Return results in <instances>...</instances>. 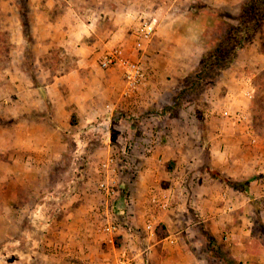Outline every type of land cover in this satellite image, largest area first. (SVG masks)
Masks as SVG:
<instances>
[{
  "label": "rangeland",
  "instance_id": "obj_1",
  "mask_svg": "<svg viewBox=\"0 0 264 264\" xmlns=\"http://www.w3.org/2000/svg\"><path fill=\"white\" fill-rule=\"evenodd\" d=\"M89 1L98 0H0L2 187L3 163L8 161L13 165L10 187L14 193L21 194L24 188L42 197L55 195L43 201H49L50 210L41 215L45 221L62 217L57 207L75 204L81 209L72 220L76 223L87 220L99 234L88 237L112 238L116 247L127 249L129 254L140 250V257H146L147 264H152L150 261L155 257L179 253L198 264H224L228 256L237 257L229 250L224 236L227 231L217 238L210 233L209 223L202 222L198 208L201 203L194 201L196 179L214 169L224 175L241 173L247 175V180L237 179L242 185L237 188H245L247 192L241 193L242 197L231 192L229 197L218 198L220 211L215 213L222 218L228 216L230 225L236 228L239 218H247L245 222L248 221L252 233L246 249L253 256L251 261L264 264V196L257 194L264 159V22L228 69L216 75L214 62L209 61L204 72L197 75L202 56L216 44V39H222L238 26L241 7L250 0L178 1L180 10L174 11L173 19H181L183 15L204 18L199 19V31L189 28L182 36L176 31L181 38H175L174 43L154 36L157 27L164 24L162 12L173 11L166 7L168 0H121L125 10L120 13L132 14L141 9L144 15L137 25L123 24L114 37L107 38L110 46L97 35L108 29L106 22L84 38L73 36L63 22H58L63 28L54 24L59 19L67 20V5L74 2L85 5ZM110 1L115 5V0ZM92 5L94 8L95 4ZM77 10L80 16H85L82 9ZM144 23L153 26L149 38L139 30ZM178 23L184 27L182 21ZM163 32L174 33V29L167 25ZM65 43L75 50V44L84 43L93 45V49L84 46L87 52L78 56L66 52ZM115 49H120L130 61H139L145 69V80L134 91L127 90L121 68L101 65ZM78 57L89 63L88 68L76 70ZM64 74H72L70 82L76 87V95L70 96L74 101L66 99L69 92L64 85L57 87L58 93L53 96L50 84ZM103 81L115 85L112 91L109 86L99 85ZM149 81L152 83L147 87ZM87 87L98 92L93 101L85 102L82 98L81 92ZM253 87L254 98L249 106L252 113H244L245 97ZM26 118L43 119L47 125L58 127L60 140L67 145L55 159L25 150ZM4 131H9L11 138ZM154 140L165 144L167 149L160 151L162 165L157 162L152 168L146 159L156 152L150 147ZM21 160L34 170L30 172L32 176L24 174L23 184H16L21 176L15 169L20 167ZM237 160L241 162L233 164ZM173 164L181 167L185 183L171 184L164 177V170ZM150 168L156 173L155 181H150ZM242 181H247L249 188ZM102 182L112 184L118 195H107L100 186ZM232 201L236 202L234 206ZM243 203L245 206L239 209ZM229 206L231 210L227 209ZM107 222L114 223L117 231L104 233L102 228ZM33 224L29 218L21 227L27 229ZM155 231L163 237L158 245H154L159 241ZM207 235L220 247L215 252L216 259L210 261ZM173 240H178V244L171 251L169 246L175 245L169 242ZM164 241L169 244L166 246Z\"/></svg>",
  "mask_w": 264,
  "mask_h": 264
},
{
  "label": "crops",
  "instance_id": "obj_2",
  "mask_svg": "<svg viewBox=\"0 0 264 264\" xmlns=\"http://www.w3.org/2000/svg\"><path fill=\"white\" fill-rule=\"evenodd\" d=\"M178 1L180 2L181 0L167 1L168 5H166V7H168L169 9H173V11H168L165 13L162 12L161 22H163L164 24L161 26V28L159 27L160 29L157 27V31L154 36L174 43V39L178 37L180 40L181 37L179 36H182V33H187L189 28L192 29L195 27L196 31H199L200 28L197 29L199 25V19L204 18L203 16H198L194 19L188 17L187 15L181 16V19H173V17H171L173 13H175L174 11L180 10V6L177 5ZM123 2L124 1L121 0H115V5H111L110 0H98L97 2L89 1L88 3H85V5H81L78 3L76 4L74 2L72 3V6L67 5V7H65L68 16V18L66 17L67 20L64 21L63 19H59L54 24H57L59 27L63 28L61 24H58V22H63L64 25H68L67 30L73 31V36L84 38L85 36L94 33L97 25L102 22H106L108 29L105 32L99 31L97 35L104 39L106 46H110L111 43L109 45L108 43H106L107 38L114 37L117 31L120 30L119 28L123 26V24H131L133 26L134 24L137 25L139 19L144 15V11L142 12L141 9L135 10L132 14H129L128 12L120 13V11L125 10L123 9ZM92 4H95L94 8H91L93 6ZM115 6L118 7L119 11L117 9H114ZM77 9H82L85 16H80L81 14L79 15L80 12ZM139 14L142 15L139 16ZM178 20L183 22L184 27L178 23ZM76 22L79 24L78 29ZM175 22H177V25H175L177 27H174ZM73 23H75L76 26L72 27ZM167 25L169 27L171 26L172 29H174V33L163 32V29L167 28ZM83 32H86V35H84ZM175 32L179 36H177ZM70 37L72 38V36L69 34V38ZM66 44L67 43L63 45L66 52L69 51L71 53L77 54L78 56L80 54H83L84 56L87 52V48H84V46L93 49V45L88 46L85 45V43L78 44V46L75 44V46L77 47L76 50L73 49L72 46L68 47V45ZM88 65L89 63H86L81 57H78L76 70L79 71L80 69L78 68L80 67L88 68ZM70 78H72V74H64L56 77L55 80L51 82L50 85L54 92L53 96L56 95V92L58 93L57 87L61 88L64 85L66 87V91L69 92V94H66V99L74 101L71 96H74V94L76 95V93H74L76 87L74 84H71ZM151 83L152 82L149 81L147 87H149ZM99 85L105 87L109 86V91H112L111 88L115 86L110 81H103V84L99 82ZM161 90H163V87H161ZM96 93L98 92L93 91L91 87H87L83 90V92H81V95H83L82 98H84L86 102L93 101L94 97L97 96ZM247 95L248 96L245 97V109H243V112L246 113V111H248L247 113H252L249 106L252 104V100L254 98V87L252 88V91L247 92ZM79 99L80 98H76L77 101ZM133 99L136 98L134 97ZM137 102L138 101L136 100L135 103ZM57 116L59 117V113H57ZM25 121L27 131V134L25 136V145L28 146L27 148H25V150H27V152H30V150L37 151L39 154H42L49 160L55 159L58 155L57 153L60 150H63L67 145V143H65L63 140H60L61 134L58 127L47 125V122L43 119L32 121L31 119L26 118ZM10 130L11 129H9V131ZM9 131L4 132L5 134L7 133V135H9V137L11 138V134H9ZM134 133L135 129L133 130V134ZM10 140L11 139H9V147H11ZM136 144L138 145V143ZM150 144L151 149H155L156 152H154L153 154L151 153V157L146 160L147 163H151L152 168H154V165H156L157 162L162 165L163 159L160 157V151L167 149V146H165V144L161 142H158L157 140H154L153 143ZM22 146L24 148L23 144ZM9 158L12 159V156ZM146 160L144 163H142V165L146 164ZM261 161L263 162V165H260L261 169L259 172L263 175L259 179L260 189L257 194H259V196H264V159ZM240 162L241 160H237V162H234L233 164H239ZM3 164V187L1 185L0 177V225L1 223H3V225L0 226V263L112 264L115 261L118 253L123 248L119 249V247H116L114 239H102L97 237L99 236V234L95 232L96 229L93 227L94 224L89 223L87 220L82 223H76L74 220H72L74 213L81 209V207H75V204L71 207H69V205H66L63 208L57 207V210L62 213V217L55 218L54 220L52 219L51 221H45V219L42 218L41 215L47 214L50 210L48 209L47 205L49 201H46L45 203H43V201L54 198L55 195L51 193V195L42 197L39 194H32L29 191H25L24 188L22 189L21 194L14 193L12 191V187H10V185L12 184V175L10 173L13 170V165L8 161H4ZM173 165L174 166L171 170H164V177L171 184L176 185L178 183H185L184 178L186 177V175L180 173L181 167L179 165ZM30 168L31 167L24 163V160H21L20 167L15 169V171H20L17 174H19V177L21 176L16 184H23L21 180L25 177L24 174H29V176H32L30 172H32L34 169L30 170ZM149 170L150 181H155L157 179L155 178L156 173L154 171H151V168ZM222 172L223 171H221V174H223ZM231 173L225 176L232 182H237V179L238 181L247 180V175L241 176V173ZM176 174L178 175V177ZM43 176L44 175L41 173L40 178L44 181L45 179ZM177 180L179 182H177ZM242 182L246 183L247 181ZM245 186L249 188L248 183H246ZM231 192H238L240 193L239 196L241 197V193H244L240 190H236L228 186L218 179L211 178L209 174H204L203 176H199L196 179L194 201H198V203H201L202 207L198 206V208H200L201 211L200 215L202 218V222L209 223L208 227L210 229V233L216 235L217 238H219L221 235H223V232L227 231L225 232L224 236L226 241H228L229 250L232 252L233 256H236L243 262H250L253 259V256L247 251L246 247L251 239L250 236L252 232H250L251 230L249 228L248 221L245 222L247 218L245 216L239 218L240 223L237 224L238 228H236V226L230 225L228 216L222 218L215 213L220 211L219 204H216L218 198H224L226 195L229 197ZM38 198H40L39 202L37 200ZM72 198H74V196ZM235 203V201H232L231 206H234ZM241 206L244 207L245 203L239 205V209L241 208ZM227 209L231 210V207L229 206ZM233 209H236V207H233ZM52 212L54 213L53 210H51V213ZM243 212H245V208H243ZM31 215H34V217L32 218ZM29 218L30 221L34 222L32 226L27 227V229L32 230V232L30 233L27 232L26 228L21 227V225L25 223ZM262 221L264 224V217H262ZM230 226L232 227L230 228ZM87 230L88 232L90 231V233H88ZM91 234L97 236H95V238L88 237ZM160 243L161 240L157 241L154 245H158ZM169 243L170 245H175L173 247L169 246L171 251H173L174 248L177 247L178 240L176 242L173 240L172 243ZM169 243L164 241V244L166 246ZM154 245H152L151 247H155ZM129 252L130 251H128V253ZM140 254V250H136V252L131 253L130 255L135 258L136 264H147V258L145 257V259H143L142 257H140ZM150 263L198 264L197 261L194 262L186 254L182 253H179L177 255L164 254L163 256H159L158 258L155 257V259H153L152 262L150 261Z\"/></svg>",
  "mask_w": 264,
  "mask_h": 264
},
{
  "label": "trees",
  "instance_id": "obj_3",
  "mask_svg": "<svg viewBox=\"0 0 264 264\" xmlns=\"http://www.w3.org/2000/svg\"><path fill=\"white\" fill-rule=\"evenodd\" d=\"M237 21L239 23L238 26L232 28V30L222 39H216V44L212 45L211 49L202 56L201 69L197 72V75L204 72L209 61L214 62L216 75H218L228 69L237 59L239 53L250 45L264 22V0H250L249 2L244 3L241 7ZM171 169L172 165L168 170ZM209 175L211 178L218 179L236 190L247 192V189L245 188H237L240 183L230 181L225 175L219 173L216 169L212 170ZM157 232L159 231H155V236H158ZM207 236L209 239L207 245L209 247L207 250V257L210 261L216 259L215 252L217 253L220 247L217 243L215 244V241L210 235ZM162 238L163 237L158 236L159 240ZM225 260V262H223L224 264H260L256 261L241 262L237 258L230 256Z\"/></svg>",
  "mask_w": 264,
  "mask_h": 264
},
{
  "label": "built area",
  "instance_id": "obj_4",
  "mask_svg": "<svg viewBox=\"0 0 264 264\" xmlns=\"http://www.w3.org/2000/svg\"><path fill=\"white\" fill-rule=\"evenodd\" d=\"M140 32L146 38H149L153 35V26L149 23H144L140 27ZM103 68L108 67H119L123 71V77L126 83V88L128 91H134L137 89L139 85L145 80V69L143 68L140 62H132L126 56L123 55L120 49H115L113 52L107 54L104 60L101 63ZM102 190L110 196L118 195L117 191L114 189L112 184L108 182H102L100 184ZM147 229L150 230V234H152L151 225L147 226ZM102 231L104 233L112 234L117 231L116 225L112 222H107ZM172 243V241H170ZM112 264H136L135 258H133L127 251V249H122L118 253L115 261Z\"/></svg>",
  "mask_w": 264,
  "mask_h": 264
}]
</instances>
